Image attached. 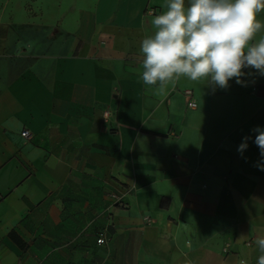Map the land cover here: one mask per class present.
Segmentation results:
<instances>
[{
	"label": "crops",
	"instance_id": "obj_1",
	"mask_svg": "<svg viewBox=\"0 0 264 264\" xmlns=\"http://www.w3.org/2000/svg\"><path fill=\"white\" fill-rule=\"evenodd\" d=\"M0 264H264V0H0Z\"/></svg>",
	"mask_w": 264,
	"mask_h": 264
},
{
	"label": "built area",
	"instance_id": "obj_2",
	"mask_svg": "<svg viewBox=\"0 0 264 264\" xmlns=\"http://www.w3.org/2000/svg\"><path fill=\"white\" fill-rule=\"evenodd\" d=\"M208 8L209 9H215V4L214 3H208ZM150 15H155V12L153 11H150L149 12ZM203 23L205 25H208L210 27H213L215 28L217 26V23H218V18L216 16H205L204 17V20H203ZM188 96V108L189 109H196L198 107V101L192 96V94L190 92H187L186 94ZM105 116L108 117L109 116V113L105 112ZM22 137L23 138H30V133L28 131H26L24 134H22ZM113 197V200L116 204H120L121 202V198L118 197V196H112ZM107 241H106V236H105V233H101L99 236H98V240H97V245L99 246H104L106 245Z\"/></svg>",
	"mask_w": 264,
	"mask_h": 264
},
{
	"label": "trees",
	"instance_id": "obj_3",
	"mask_svg": "<svg viewBox=\"0 0 264 264\" xmlns=\"http://www.w3.org/2000/svg\"><path fill=\"white\" fill-rule=\"evenodd\" d=\"M10 238L14 241V243L22 250L26 249V244L15 234L11 233Z\"/></svg>",
	"mask_w": 264,
	"mask_h": 264
},
{
	"label": "rangeland",
	"instance_id": "obj_4",
	"mask_svg": "<svg viewBox=\"0 0 264 264\" xmlns=\"http://www.w3.org/2000/svg\"><path fill=\"white\" fill-rule=\"evenodd\" d=\"M101 233H103V231H102V232H101V231H100V232H99V231L96 232V240H98V236H99Z\"/></svg>",
	"mask_w": 264,
	"mask_h": 264
}]
</instances>
